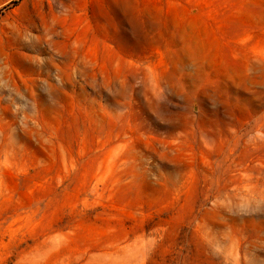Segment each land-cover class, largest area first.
<instances>
[{
    "label": "rangeland",
    "instance_id": "374dc122",
    "mask_svg": "<svg viewBox=\"0 0 264 264\" xmlns=\"http://www.w3.org/2000/svg\"><path fill=\"white\" fill-rule=\"evenodd\" d=\"M0 264H264V0H0Z\"/></svg>",
    "mask_w": 264,
    "mask_h": 264
}]
</instances>
